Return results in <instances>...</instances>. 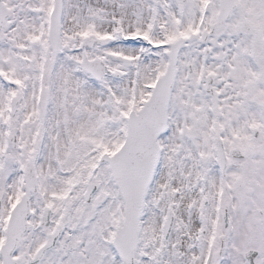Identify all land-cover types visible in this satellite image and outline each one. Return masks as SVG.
<instances>
[{
    "label": "snow or ice",
    "instance_id": "snow-or-ice-1",
    "mask_svg": "<svg viewBox=\"0 0 264 264\" xmlns=\"http://www.w3.org/2000/svg\"><path fill=\"white\" fill-rule=\"evenodd\" d=\"M0 264H264V0H0Z\"/></svg>",
    "mask_w": 264,
    "mask_h": 264
}]
</instances>
